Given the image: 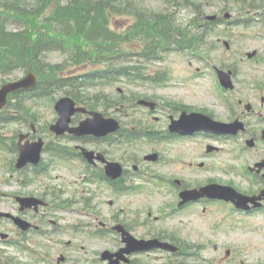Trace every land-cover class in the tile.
<instances>
[{
	"label": "rangeland",
	"instance_id": "rangeland-1",
	"mask_svg": "<svg viewBox=\"0 0 264 264\" xmlns=\"http://www.w3.org/2000/svg\"><path fill=\"white\" fill-rule=\"evenodd\" d=\"M3 1L0 0V5ZM125 3L131 9L141 8L144 11L162 12L172 7L165 0H118ZM205 13L223 15L232 14V18H243L257 16L261 9H253L237 5L236 0H204ZM245 1V0H244ZM251 1V0H250ZM253 1V0H252ZM264 5V0H259ZM28 5H34L36 0H17ZM193 5H190L191 7ZM1 9V6H0ZM179 14L185 16L190 14L187 9L178 8ZM130 12L122 16L117 15L113 19L112 27L123 30L134 21ZM6 25H11L7 22ZM217 34L214 35L213 43L216 49L213 50L205 60H196L178 53H171L163 61L138 62L144 67L146 73L154 75L158 71H167V77L171 81L164 85L132 83L129 81H116L105 87L92 88L87 92L89 96L95 97V93L106 95L109 99L121 100V104L134 102L140 97H149L158 102L160 112L150 113L146 109L130 111H119L121 105H105V101L98 102V110L115 116L123 122L127 128H131L132 134H141L138 142L128 145L126 150L118 148L113 150L114 159L119 160L122 155H129L127 158L135 157V164L142 170L141 177L135 179V185L144 188V192L114 195L107 187L100 184H83L81 168L76 164L62 165L58 163L48 175L42 177L35 184L22 187L17 182V177L12 175L10 164L15 155L0 149V191L4 196L0 199V210L14 211L11 201L13 194H41L46 192L50 200H54L50 194L57 190L59 198L57 201L74 199L78 204L67 210L56 212L54 219L62 222H75L88 219V214L100 215L109 218L110 214H116L121 220L133 229L135 235L149 236L152 232L166 231L176 235L181 243L186 245H197L201 248L200 258L193 257L198 264H264V215L257 214L244 217L229 205L211 204L208 206L194 205L186 211L172 214L173 206L177 205L176 187L171 180L180 179L185 185L197 186L210 180L229 183L241 189H253L250 182L238 175L237 167L245 164H252L262 150L259 145L256 149L248 151L244 155L242 151L243 141L241 139L226 141L221 145L216 142L212 144L220 146L221 150L209 156L205 155L206 144L209 140L195 139L185 141H170L166 138L160 142L150 141L149 137L142 135L145 131L154 132V135L165 136L169 124V115L178 114L176 106H185L191 110L205 111L212 113L216 118L227 121L233 117V111L241 112L238 105H235L239 98L252 102L258 110L260 100H250L255 94L264 95V62L257 63L246 58L248 51L257 50L258 54H264V26L253 25L243 27L242 25L232 28L218 26ZM231 43V49L224 47L223 41ZM135 49V48H133ZM53 63H64L65 55L53 52L48 56ZM139 59V58H136ZM244 59V60H243ZM253 62V63H252ZM133 63V62H132ZM213 65L228 69L232 67L236 72V89L227 96L221 91L218 85ZM85 69L84 66L75 67L68 64L66 73L76 74ZM18 71L8 76L10 80L17 79L23 75ZM57 93L55 100L63 95ZM54 98H43L29 103L31 113H36L37 125L45 127L52 122L57 114L54 110ZM107 100V99H106ZM228 102L230 107L228 108ZM264 111V109H263ZM148 112L149 114H147ZM252 122L251 120H249ZM254 122V121H253ZM16 130L20 132L29 131L30 127L15 124ZM161 136V137H162ZM152 151H158L161 155L159 162L151 163L143 161V156ZM203 162V166L199 164ZM131 168V167H130ZM1 197V196H0ZM152 217H148V212ZM159 216L160 220L155 221L153 217ZM161 216L163 220H161ZM7 232V230H4ZM72 236H54L47 243L61 240H73ZM115 241H114V240ZM96 239L91 241H80L85 253L68 250L65 254L69 257L68 264H77L78 260L88 261L94 264L101 250L105 248L114 249L116 239ZM230 250L227 256L226 251ZM22 259L32 261L25 253H18ZM196 257V256H195ZM164 260H167V256ZM159 255L150 257L149 264H164Z\"/></svg>",
	"mask_w": 264,
	"mask_h": 264
},
{
	"label": "trees",
	"instance_id": "trees-1",
	"mask_svg": "<svg viewBox=\"0 0 264 264\" xmlns=\"http://www.w3.org/2000/svg\"><path fill=\"white\" fill-rule=\"evenodd\" d=\"M190 2L176 0V7H187ZM118 7L115 0H38L31 8L15 1L4 4L0 10L2 70L30 68L41 79L33 91L36 97L64 90L69 91L77 101L92 107L94 101L84 97L80 90L86 91L98 83H113L119 78L137 81L152 79L139 66L124 65L131 55L151 61L162 59L174 50L199 53L205 49L207 30L220 23L219 20L201 23L202 6L194 11L197 17H192L188 23L193 28L182 26L186 24L178 19L177 9L176 13L149 14L144 10L131 9L123 12L133 14L134 21L128 30L119 33L110 28V16L118 12ZM29 19H34L36 23ZM7 21L18 25L23 22L26 28L13 31L6 25ZM30 22L35 25L34 35L29 33L27 23ZM131 43L137 47L133 53L125 48ZM51 51L66 54L67 62L74 66L105 64L106 68L95 67L81 74L65 76L66 62L51 64L46 61L45 55ZM130 136L127 134V139Z\"/></svg>",
	"mask_w": 264,
	"mask_h": 264
},
{
	"label": "water",
	"instance_id": "water-1",
	"mask_svg": "<svg viewBox=\"0 0 264 264\" xmlns=\"http://www.w3.org/2000/svg\"><path fill=\"white\" fill-rule=\"evenodd\" d=\"M222 82L226 86H232L230 77L228 73L223 71L219 72ZM37 82V77L34 73L28 74L22 81L16 84H8L0 90V103L2 104L6 100V94L10 91H15L21 88H29L35 85ZM6 92V94H5ZM141 103L150 104L154 107V103L147 101H140ZM75 101L70 97L61 98L56 103V109L60 114V118L57 124L52 126V129L57 133H63L66 130L77 135L93 134L96 136H104L109 133L115 132L120 128L119 122L114 118H106L101 112H91L92 117H88L83 120L79 126L69 127V123L72 120V115L78 111H86L84 108L75 107ZM242 125L240 122L236 121L234 123H222L214 121L211 117L202 113H190L183 112L179 120H173L171 129L174 131L182 133H193L196 131L204 130L211 131L215 133H237ZM21 157L19 160V166L24 165L28 161H38L39 153L41 150L40 145L34 146H23ZM86 156L93 160V152H87ZM146 158L155 160L157 158L156 154L149 155ZM107 173L114 178L118 177L122 173V167L118 162H110L107 166ZM183 201L181 204L189 201L195 200L203 196L219 197L227 200H233L239 206L245 205L250 199L238 193L234 188L228 186L210 185L202 188L200 191L185 190L181 193ZM236 199H239L238 201ZM245 202V203H244ZM244 203V204H243ZM118 230L123 231L124 240L128 242V248L124 249L117 256L121 257L124 252H131L132 250H144L150 249L156 246H165L158 241V239H153L149 241L142 240L141 242H135L132 236L123 228V226H117ZM126 236V237H125ZM177 250V248H176ZM118 257V258H119ZM103 258H110L112 263L119 264L118 259H113L111 254H104Z\"/></svg>",
	"mask_w": 264,
	"mask_h": 264
},
{
	"label": "flooded vegetation",
	"instance_id": "flooded-vegetation-1",
	"mask_svg": "<svg viewBox=\"0 0 264 264\" xmlns=\"http://www.w3.org/2000/svg\"><path fill=\"white\" fill-rule=\"evenodd\" d=\"M263 109H264V103H260V107L258 110L253 105L252 107L249 108L248 111L241 112V115H240V117H242L245 120L246 125H247L246 133L243 134V136L248 135V136L252 137L255 141L256 147L258 145L262 146V150L260 152L258 159H261L264 157V111H263ZM252 115L255 117V119L257 121V125L255 127H253L249 123V120H251ZM71 139H72V143H71L72 148L76 149L79 153L82 152L80 147H84V148L94 150L96 153H103V154L105 153L107 158L110 159V157H108V156H110L109 150L103 149L104 141H109V143L104 144V146L109 145L110 149L112 150V142H111L110 136H105V137H95V136L75 137V136H72ZM101 165L102 164L91 166V170H92L94 175H97V174L99 175ZM260 189L261 188H258L255 191H253V194L259 192ZM39 214L40 213H35L33 211H25L24 212V215L26 217H28L29 219L31 217H35L34 219H32V221L34 223H40L42 225V222L45 223V220L44 219L41 220V217ZM92 215H93L94 221L100 222V219H101L100 215H94V214H92ZM117 222H118V220H117L116 214H110L109 222L105 224L106 229L110 233H115V231L111 229V226L116 224ZM99 226L100 225H98V227ZM38 232L42 233V234L43 233L46 234L49 231L46 229V226H44V228L42 229V227H41V229L38 230ZM163 237L165 238L163 240H168V241H171V242L176 244V237H172L170 235L163 236ZM164 252H166V251H164ZM173 255L174 256H172V255L170 256L171 259H170V261H168L167 264H170L174 257L176 259L175 254H173ZM137 262H138L137 259H133L131 261V264H136ZM173 264H176V261Z\"/></svg>",
	"mask_w": 264,
	"mask_h": 264
}]
</instances>
